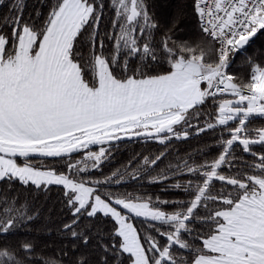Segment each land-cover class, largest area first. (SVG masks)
Here are the masks:
<instances>
[{
  "label": "snow or ice",
  "instance_id": "6c2138e0",
  "mask_svg": "<svg viewBox=\"0 0 264 264\" xmlns=\"http://www.w3.org/2000/svg\"><path fill=\"white\" fill-rule=\"evenodd\" d=\"M40 3L46 14L37 9L26 21L23 2L16 0L0 26V182L36 193L62 186L73 219L60 231L84 248L91 236L76 230L82 216L114 221L108 233L98 229L94 254L67 264H264V150H255L264 149V127L248 126L251 118L264 119V66L249 58L250 79L243 84L228 72L232 58L264 31V0H193L204 34L196 45L174 38L180 17L160 31L148 0H110L114 16L104 31V0ZM106 40L113 41L110 52ZM162 63L167 70L153 74ZM209 98L214 122L207 114L204 126L191 123ZM217 126L223 127L213 145L221 149L217 157L184 160L169 165L171 176L161 171L148 180L187 175L165 189L180 190L187 199L104 187L142 179L137 169L115 180L117 172L103 179L82 175L111 158V142L167 145L190 137V128L199 135ZM236 146L252 159L237 155ZM81 150H87L83 158L73 160ZM164 155L150 162L145 156L144 164L154 166ZM169 204L175 206L170 212L162 207ZM133 217L141 220L139 227ZM35 218L5 197L0 238L22 226L31 231L26 226ZM33 252L31 241L0 242V264H30Z\"/></svg>",
  "mask_w": 264,
  "mask_h": 264
},
{
  "label": "trees",
  "instance_id": "16d2710c",
  "mask_svg": "<svg viewBox=\"0 0 264 264\" xmlns=\"http://www.w3.org/2000/svg\"><path fill=\"white\" fill-rule=\"evenodd\" d=\"M23 2V15L27 21L30 18L35 17L37 9H40L42 13L47 12V5H41L40 0H22ZM105 2V15L102 18L101 30H107L111 27V19L114 16V9L109 7L110 0H104ZM151 11L154 13L155 18L160 22L163 28H166L170 21L175 17H180V24L175 32V39L178 41L188 40L192 45H196L203 37L202 33L198 29V18L194 13L193 0H148ZM16 3V0H2L0 2V26L4 23V18L9 15L10 7ZM50 3V0H49ZM157 39H159V32L157 33ZM107 48L106 52H110L113 48V41H105ZM87 51V49H85ZM215 58V57H213ZM252 62H259L264 66V31H261L257 37L251 41L245 49L240 50L231 60L228 72L235 73L240 77L237 83L249 82L250 68L248 66V59ZM131 63L135 64L134 61ZM169 66L166 63L156 65L153 67V74H157L167 70ZM230 98V97H229ZM192 110H190L191 112ZM196 111L201 113L200 117L193 115L191 123L197 126H204L205 116L211 115L214 122L215 106L209 98L204 105L197 106ZM230 127H234L235 123H230ZM249 128L264 127V119L251 118L249 122ZM177 130H180L179 126ZM191 135L188 138L176 140L172 138L167 145H160L158 141L143 142L141 140L124 141L120 142L118 146L115 142L112 143L111 158L102 164V167L98 170H89V173L82 175H91L94 178L103 179L105 176H110L113 172H117L115 179H119V175L122 173L132 172L134 169L140 170L142 179L133 181L130 178H126L120 184L112 183L110 185H104L105 188L113 192L118 193H132L135 195L151 194L155 199L159 196L161 199H187L188 195L180 190L167 189V185L175 183L176 180H187L191 177L176 176L164 182L148 183L150 176H155L161 171L166 172L169 176L172 174V169L169 165L181 164L184 160H188L189 163L195 161L197 163L202 162L204 159L211 160L218 156L220 147L213 146L218 143L220 132L223 131L222 126H217L216 129L205 131L199 135L196 134L195 128L189 129ZM227 138V133H224ZM100 146H91L92 151H98ZM107 147V146H106ZM237 147L236 154L242 155L246 160H251L252 157L244 154ZM204 149H207L204 151ZM255 150L261 151L260 146H255ZM87 150H81L80 153L73 154L72 159H82ZM161 152H165V155L157 162L156 165L144 164V157L147 156L149 162L154 159ZM19 163H23L18 159ZM47 163H53L52 160H48ZM89 164L91 161L88 162ZM58 168L67 173V169L62 165L57 164ZM149 169V174L144 173V169ZM222 171H227L222 169ZM217 184L219 182H216ZM18 200L14 201L12 198L17 197ZM7 197L9 202L17 204H24L30 214L35 215V219L26 226L31 231L26 230L22 226L21 229L10 233L7 237L0 238V242H10L16 245L19 241H31L34 243V252L30 264H44V260L57 259L67 264L69 258L75 259L82 253L94 254L96 251L97 231L102 230L104 233H108L114 221L110 218H103L102 214H99L97 218H87L82 216L78 221L76 230H84L86 234L91 236V240L88 248L82 246L81 241L74 240L69 233H62L60 230L65 223L71 222L73 219L71 211H69L66 205V198L63 195V188L61 186H49L47 192L41 191L39 193L33 192L30 189L26 190L18 182H14L9 189L7 183L0 182V205L3 204L4 198ZM27 201V202H26ZM166 211L174 210V205H163ZM134 225L139 227L141 220L134 219ZM159 238V237H158ZM105 242H108V237H103ZM75 245V247H74ZM67 252L65 256L63 253ZM20 256H24V253H20Z\"/></svg>",
  "mask_w": 264,
  "mask_h": 264
},
{
  "label": "water",
  "instance_id": "95a60500",
  "mask_svg": "<svg viewBox=\"0 0 264 264\" xmlns=\"http://www.w3.org/2000/svg\"><path fill=\"white\" fill-rule=\"evenodd\" d=\"M255 38H256V37H255ZM255 38H254V39H255ZM254 39H253V40H254ZM253 40H252V41H253ZM134 140H139V139H133L132 141H134ZM124 141H129V140L125 139V140H122L121 142H124ZM133 218H134V219H137V218H135V217H133ZM138 220H140V219H138Z\"/></svg>",
  "mask_w": 264,
  "mask_h": 264
},
{
  "label": "built area",
  "instance_id": "2783aa9c",
  "mask_svg": "<svg viewBox=\"0 0 264 264\" xmlns=\"http://www.w3.org/2000/svg\"><path fill=\"white\" fill-rule=\"evenodd\" d=\"M198 23H199V22H197V25H198ZM198 29L200 30V28H199V27H198ZM200 32H201V30H200ZM201 33H202V32H201ZM202 35H204V34L202 33ZM202 86H204V87H205V86H206V84H202Z\"/></svg>",
  "mask_w": 264,
  "mask_h": 264
},
{
  "label": "rangeland",
  "instance_id": "374dc122",
  "mask_svg": "<svg viewBox=\"0 0 264 264\" xmlns=\"http://www.w3.org/2000/svg\"><path fill=\"white\" fill-rule=\"evenodd\" d=\"M202 87H204V86H202ZM206 87V86H205ZM19 163V162H18ZM62 187V186H61Z\"/></svg>",
  "mask_w": 264,
  "mask_h": 264
}]
</instances>
